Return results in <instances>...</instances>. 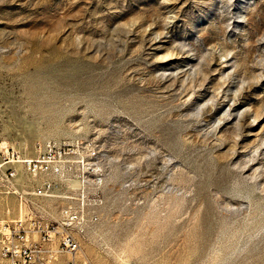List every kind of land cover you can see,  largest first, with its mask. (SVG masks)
<instances>
[{
	"label": "rangeland",
	"instance_id": "374dc122",
	"mask_svg": "<svg viewBox=\"0 0 264 264\" xmlns=\"http://www.w3.org/2000/svg\"><path fill=\"white\" fill-rule=\"evenodd\" d=\"M77 141L92 264H264V0H0V144Z\"/></svg>",
	"mask_w": 264,
	"mask_h": 264
},
{
	"label": "built area",
	"instance_id": "2783aa9c",
	"mask_svg": "<svg viewBox=\"0 0 264 264\" xmlns=\"http://www.w3.org/2000/svg\"><path fill=\"white\" fill-rule=\"evenodd\" d=\"M93 142L47 143L35 158L0 144V194L17 215L0 219L1 264H92L76 233L100 220L106 172ZM17 166L32 184L21 185Z\"/></svg>",
	"mask_w": 264,
	"mask_h": 264
},
{
	"label": "crops",
	"instance_id": "0c3cea01",
	"mask_svg": "<svg viewBox=\"0 0 264 264\" xmlns=\"http://www.w3.org/2000/svg\"><path fill=\"white\" fill-rule=\"evenodd\" d=\"M8 218V217H7Z\"/></svg>",
	"mask_w": 264,
	"mask_h": 264
}]
</instances>
